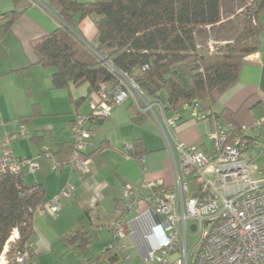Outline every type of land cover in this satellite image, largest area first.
Segmentation results:
<instances>
[{
  "label": "crops",
  "instance_id": "1",
  "mask_svg": "<svg viewBox=\"0 0 264 264\" xmlns=\"http://www.w3.org/2000/svg\"><path fill=\"white\" fill-rule=\"evenodd\" d=\"M14 8L23 11L9 29L0 31V141L7 131L17 130L20 124H24L26 134L7 148L0 145V170L6 151L15 157L33 159L38 168L30 171L22 166L21 173L26 183L42 184L46 201L67 180L74 185L73 193L62 202L55 216L48 212L34 216V234L29 245L35 263L123 264L122 252L105 250L107 244L116 241L123 245L130 264H147L146 234L153 224L149 211L145 208L132 211L120 237L108 229L117 219L123 190L128 184L139 186L146 178L172 188L175 167L170 148L181 141L208 149L206 136L214 121L226 120L219 116L221 112L232 115L231 121L237 125H250L262 115L264 12L259 16L262 31L258 35V51L245 56L236 82L222 92H213L209 111H202L198 105L161 115L156 108L153 112L147 111L131 100L116 105L107 118L87 123L91 136L84 152L89 164L88 171L80 173L69 167L51 171L41 154V146L48 145L57 160L66 159L75 113L88 115V102L93 95L88 93L87 83L70 82L66 87L54 88L51 76L55 67L38 62L31 42L51 33L61 23L48 1L0 0V14ZM4 23L0 15V26ZM76 29L81 39L92 46L97 34L94 18L80 19ZM192 112L196 113L195 117ZM164 117L176 118V126L170 130ZM260 133L261 130L255 134ZM249 153L264 174V153L260 147L253 146ZM139 156L145 159V170L137 162ZM75 231L90 237L84 249L77 246L79 240H67Z\"/></svg>",
  "mask_w": 264,
  "mask_h": 264
},
{
  "label": "trees",
  "instance_id": "2",
  "mask_svg": "<svg viewBox=\"0 0 264 264\" xmlns=\"http://www.w3.org/2000/svg\"><path fill=\"white\" fill-rule=\"evenodd\" d=\"M47 1L61 23L31 45L41 65L55 67L54 88L87 83L88 93L94 95L102 83H115L119 72L133 81L147 102H161L165 112H177L185 104L209 111L213 92L236 82L245 56L259 49L264 0L255 2L235 39L208 54L199 52L197 34L200 28L221 22L222 0ZM22 11L14 8L0 14L5 20L0 31L9 29ZM88 16L97 29L92 46L76 29L77 22ZM219 116L232 120L226 111ZM45 202L42 184L26 183L21 172L0 173V255L6 244V257L14 246H30L34 216ZM14 229L18 237L9 241ZM89 239L78 231L67 237L79 240L82 249Z\"/></svg>",
  "mask_w": 264,
  "mask_h": 264
},
{
  "label": "built area",
  "instance_id": "3",
  "mask_svg": "<svg viewBox=\"0 0 264 264\" xmlns=\"http://www.w3.org/2000/svg\"><path fill=\"white\" fill-rule=\"evenodd\" d=\"M127 100L143 103L144 110L156 108L165 114L159 101L147 102L138 87L127 76L118 72L115 83H102L89 100L88 115L75 113L71 123V150L66 159L57 160L48 145L41 146L51 171L69 167L73 172L88 171L89 158L84 149L91 136L88 122L107 118L111 109ZM196 106V105H194ZM184 109L192 107L185 104ZM193 117L195 112L191 113ZM171 130L176 118L164 117ZM261 130L259 136L257 133ZM26 134L24 124L15 131H7L0 145L9 144ZM209 147L187 145L176 141L170 148L175 167V184L172 188L156 180L144 179L137 187L126 185L117 208V219L108 226L115 237L122 236L129 214L145 208L153 216L146 238L149 241L147 264H164L172 254L178 256L172 264H264V177L255 163L250 148L258 146L264 153V109L262 115L250 125H237L230 120H215L206 136ZM132 148L131 145H128ZM138 164L146 169L143 156ZM30 171L38 168L37 162L27 157H15L6 151L0 173ZM74 191L67 180L59 192L46 201L36 214L48 212L55 216L62 202ZM191 225L195 226L194 231ZM189 232L198 237L197 247L189 256L186 238ZM18 237L16 229L13 230ZM107 249L122 252L123 264H130L123 245L113 241ZM181 251V252H180ZM0 264H36L30 246H14L10 256Z\"/></svg>",
  "mask_w": 264,
  "mask_h": 264
},
{
  "label": "rangeland",
  "instance_id": "4",
  "mask_svg": "<svg viewBox=\"0 0 264 264\" xmlns=\"http://www.w3.org/2000/svg\"><path fill=\"white\" fill-rule=\"evenodd\" d=\"M256 1L257 0H222L221 23L213 27H202L200 28V32L197 34L198 43L200 44L199 52L202 54L213 53L224 43L235 39L241 31V24L243 23L244 19L249 14V16H251L253 13ZM190 108L191 107L188 109ZM193 108L194 107H192V109ZM263 175L264 174L262 173L260 177H263ZM197 237L198 236L193 232H189L187 234L186 247L189 252V256L194 253L197 247ZM14 239L15 237L13 235L9 238V241H13ZM7 250L8 246L6 244L3 252L0 255V263L3 262ZM177 256L178 254H172L168 262L164 264H172V261Z\"/></svg>",
  "mask_w": 264,
  "mask_h": 264
},
{
  "label": "water",
  "instance_id": "5",
  "mask_svg": "<svg viewBox=\"0 0 264 264\" xmlns=\"http://www.w3.org/2000/svg\"><path fill=\"white\" fill-rule=\"evenodd\" d=\"M194 229H195V226L191 225V230L194 231Z\"/></svg>",
  "mask_w": 264,
  "mask_h": 264
}]
</instances>
